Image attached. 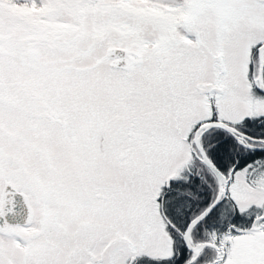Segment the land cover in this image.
Returning <instances> with one entry per match:
<instances>
[{"label":"snow or ice","instance_id":"snow-or-ice-1","mask_svg":"<svg viewBox=\"0 0 264 264\" xmlns=\"http://www.w3.org/2000/svg\"><path fill=\"white\" fill-rule=\"evenodd\" d=\"M0 264H264V0H0Z\"/></svg>","mask_w":264,"mask_h":264}]
</instances>
